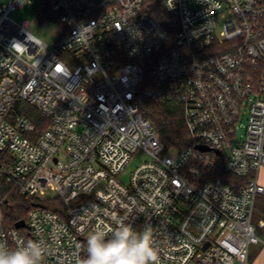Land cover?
I'll return each instance as SVG.
<instances>
[{"label": "built area", "instance_id": "obj_1", "mask_svg": "<svg viewBox=\"0 0 264 264\" xmlns=\"http://www.w3.org/2000/svg\"><path fill=\"white\" fill-rule=\"evenodd\" d=\"M21 1L0 5V206L32 205L24 227L0 218V244L80 264L97 225L124 220L151 226L158 264H248L264 245V0H41L63 26L51 44L9 17ZM141 92L179 105L189 143L164 148Z\"/></svg>", "mask_w": 264, "mask_h": 264}, {"label": "clouds", "instance_id": "obj_2", "mask_svg": "<svg viewBox=\"0 0 264 264\" xmlns=\"http://www.w3.org/2000/svg\"><path fill=\"white\" fill-rule=\"evenodd\" d=\"M114 228L97 227L86 240V258L80 264H158L153 230L135 231L130 223L117 220ZM44 249L30 241L16 248L0 244V264H41Z\"/></svg>", "mask_w": 264, "mask_h": 264}, {"label": "trees", "instance_id": "obj_3", "mask_svg": "<svg viewBox=\"0 0 264 264\" xmlns=\"http://www.w3.org/2000/svg\"><path fill=\"white\" fill-rule=\"evenodd\" d=\"M151 13L160 20L161 10L154 8L151 10ZM38 18L40 21L46 19L58 20V14L53 12L46 3H42V6L39 8ZM138 107L141 115L152 123L166 150L172 147L178 148L189 143L190 138L182 119L181 109L177 103L154 101L143 96L141 92L138 98ZM24 108L37 125L44 120V117L34 107L26 105ZM7 190L6 186H0V196ZM31 205V203L20 199L16 193H12L9 199L0 206V218L3 224L5 226H12L18 220H24L26 212ZM258 211L260 213L258 215L264 218V205L262 203L258 205Z\"/></svg>", "mask_w": 264, "mask_h": 264}, {"label": "rangeland", "instance_id": "obj_4", "mask_svg": "<svg viewBox=\"0 0 264 264\" xmlns=\"http://www.w3.org/2000/svg\"><path fill=\"white\" fill-rule=\"evenodd\" d=\"M8 2V0H0V5ZM42 6L41 0H22L17 7L9 11V17L15 23H22L23 21L28 22L27 29L44 41L47 44H51L55 41L62 33L63 26L62 23L55 19H46L40 21L38 18L39 8ZM241 130L237 129V133L240 134ZM149 156L142 150L135 152L129 162L127 163L124 171L120 174V179L126 183L129 179L131 171L144 160H147ZM259 180L264 185V170L259 171ZM46 195L55 196V192L47 191ZM262 203L264 205V194L263 196L258 195L255 202V208L252 213V223L256 227V233L260 239L264 238V227L259 225L260 221L264 218L258 211V205ZM264 246L260 241L251 243L248 248L249 258L248 264H250L254 256L260 253V264H264Z\"/></svg>", "mask_w": 264, "mask_h": 264}, {"label": "crops", "instance_id": "obj_5", "mask_svg": "<svg viewBox=\"0 0 264 264\" xmlns=\"http://www.w3.org/2000/svg\"><path fill=\"white\" fill-rule=\"evenodd\" d=\"M263 194H261L260 196H262ZM264 246H262V250H263ZM261 253V252H260ZM260 253L256 254L252 260V262L250 264H260Z\"/></svg>", "mask_w": 264, "mask_h": 264}, {"label": "water", "instance_id": "obj_6", "mask_svg": "<svg viewBox=\"0 0 264 264\" xmlns=\"http://www.w3.org/2000/svg\"><path fill=\"white\" fill-rule=\"evenodd\" d=\"M199 147H201L202 149H206L204 146H199ZM14 225H15V227H17V228H20V227H24L25 223H24L23 220H18L17 222H15Z\"/></svg>", "mask_w": 264, "mask_h": 264}]
</instances>
